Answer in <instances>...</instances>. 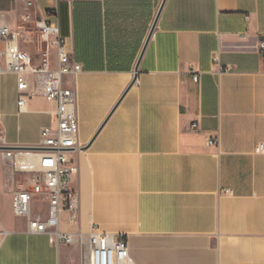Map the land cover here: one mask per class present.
<instances>
[{
    "label": "crops",
    "instance_id": "crops-1",
    "mask_svg": "<svg viewBox=\"0 0 264 264\" xmlns=\"http://www.w3.org/2000/svg\"><path fill=\"white\" fill-rule=\"evenodd\" d=\"M158 1L71 0L56 15L55 0H0V24L32 40L33 18L58 24L82 65L69 78L78 205L75 222L61 216L82 244L51 243L13 213L21 179L4 151L37 144L54 103L19 110L15 75L0 72V264H87L91 225L125 234L135 264H264V0H165L125 90Z\"/></svg>",
    "mask_w": 264,
    "mask_h": 264
},
{
    "label": "built area",
    "instance_id": "built-area-1",
    "mask_svg": "<svg viewBox=\"0 0 264 264\" xmlns=\"http://www.w3.org/2000/svg\"><path fill=\"white\" fill-rule=\"evenodd\" d=\"M55 1L57 6L48 14L57 15L58 4L71 0ZM24 2L28 8L33 6V0ZM24 19L31 20L30 13ZM33 21L39 33L35 49L22 45L32 40L23 31L0 24V59L4 64L0 72L15 75L18 109L23 110L26 101L38 95L54 103L51 123L41 128L37 144L4 151L11 175L25 177L14 190L13 213L26 219L29 232L45 233L51 243L82 244L75 233L61 229L62 214H68L66 222H75L78 205V193L72 187L75 165L70 157L78 145L77 98L69 78L81 71L82 65L66 49L58 24L43 17ZM192 78L197 81L199 75L194 73ZM190 126L198 128L195 121ZM218 142V135L207 138L208 145L217 146ZM255 150L262 152L263 145ZM85 250L87 264H135L125 234L100 232L95 225L87 233Z\"/></svg>",
    "mask_w": 264,
    "mask_h": 264
},
{
    "label": "water",
    "instance_id": "water-1",
    "mask_svg": "<svg viewBox=\"0 0 264 264\" xmlns=\"http://www.w3.org/2000/svg\"><path fill=\"white\" fill-rule=\"evenodd\" d=\"M164 1H165V0H161L160 4H159V6H158V9H157L156 15H155V17H154V19H153V21H152V24H151V26H150V29H149V31H148V34H147V36H146V39H145L144 44H143V46H142V49H141V51H140L139 57H138V59H137V61H136V64H135V66H134L133 77H132L130 83L128 84V86L126 87L125 90H127L132 84H134V83L136 82L137 75H138V64H139V61H140L141 55H142V53H143V51H144V49H145V47H146V44L148 43V40L150 39V37H151V35H152V32H153L154 27H155V24H156V20H157L159 14H160V11H161V9H162V7H163Z\"/></svg>",
    "mask_w": 264,
    "mask_h": 264
},
{
    "label": "rangeland",
    "instance_id": "rangeland-1",
    "mask_svg": "<svg viewBox=\"0 0 264 264\" xmlns=\"http://www.w3.org/2000/svg\"><path fill=\"white\" fill-rule=\"evenodd\" d=\"M159 2L160 1H158V6H159ZM35 27V26H34ZM35 30H36V32L33 34V40H28V41H26V43L25 44H27V45H30V47H32L33 49H35V47H36V43H37V39H38V37H39V33H38V29L35 27ZM31 48V49H32ZM23 178H25L24 176H19V179H23ZM5 214H6V216L7 217H14L13 216V214L12 213H10V211L7 209L6 210V212H5ZM18 218V217H17Z\"/></svg>",
    "mask_w": 264,
    "mask_h": 264
}]
</instances>
